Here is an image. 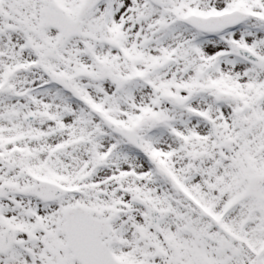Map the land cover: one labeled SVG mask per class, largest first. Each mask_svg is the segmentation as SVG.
I'll return each instance as SVG.
<instances>
[{"label": "snow or ice", "instance_id": "snow-or-ice-1", "mask_svg": "<svg viewBox=\"0 0 264 264\" xmlns=\"http://www.w3.org/2000/svg\"><path fill=\"white\" fill-rule=\"evenodd\" d=\"M0 264H264V0H0Z\"/></svg>", "mask_w": 264, "mask_h": 264}]
</instances>
